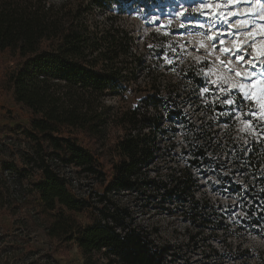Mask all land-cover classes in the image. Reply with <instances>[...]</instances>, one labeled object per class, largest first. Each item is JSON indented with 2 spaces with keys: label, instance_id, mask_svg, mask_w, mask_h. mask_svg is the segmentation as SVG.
Segmentation results:
<instances>
[{
  "label": "trees",
  "instance_id": "1",
  "mask_svg": "<svg viewBox=\"0 0 264 264\" xmlns=\"http://www.w3.org/2000/svg\"><path fill=\"white\" fill-rule=\"evenodd\" d=\"M112 2L0 0V51L17 58L7 82L14 102L30 114L26 126H5L19 138L0 142V210L25 212L21 219L47 237L75 244L83 264H167L171 246L155 241L132 207L143 199L189 202L193 171L212 162L218 144L211 125L194 128L181 148L185 163L169 159L164 177L151 175L165 151L157 131L165 130L161 109L172 94L151 79L132 107L110 119L106 98L135 93L129 83L140 76L126 59L134 50L132 32L114 21L101 29L93 17L94 8ZM131 62L142 66L138 54ZM109 119L122 136L107 138ZM72 173L101 190L76 196ZM125 194L132 199L122 200ZM83 210L87 223L76 216ZM252 210L255 223L262 210Z\"/></svg>",
  "mask_w": 264,
  "mask_h": 264
},
{
  "label": "rangeland",
  "instance_id": "2",
  "mask_svg": "<svg viewBox=\"0 0 264 264\" xmlns=\"http://www.w3.org/2000/svg\"><path fill=\"white\" fill-rule=\"evenodd\" d=\"M203 2L205 7L201 11L205 15L193 12L184 17L178 14L182 9L176 6L182 4L191 12L193 8L201 7L200 0H113L105 10L93 9V17L101 29L114 21L132 32L134 50L126 59L131 64L129 68L132 66L140 73L136 83H129V90H136L135 93L127 92L124 98L107 97L105 101L113 106L110 119L115 122L116 112L132 107L151 79L165 91L164 94H172L165 97L161 109L166 118L165 130L157 131V138L165 151L150 172L161 178L166 174L167 160L177 158L174 160L179 165L185 163L186 155L181 148L192 129L208 130L211 125L214 130L211 131L212 138L218 144L215 157L211 163L194 169L193 199L184 204L176 200L146 203L143 199L132 207L134 220L146 227L155 241L171 246V261L167 264H264V146L252 143L253 139L264 142V132L255 128L248 134L240 131L248 126L243 113L239 120L235 116L231 120L221 117L219 113L225 111L226 106L218 98L216 86L205 85L201 75V70L209 69L212 70L209 80L216 79L217 75H228L220 60H231V66L242 73L247 70L245 64L223 53L221 47L232 50L234 41H249L252 38L250 33L259 35L264 25L257 24L229 36L227 24L220 23L207 34L205 32L211 16L220 15L235 26L241 19L230 13L258 12L264 0H252L250 6L239 4V0ZM208 4L212 7H207ZM258 19H264V12ZM197 22H202L204 27L192 26ZM182 24L188 26L182 27ZM216 32L225 35L210 40L209 35ZM255 42L259 46L264 44V39L258 38ZM248 51H252L251 47ZM135 54L141 59L140 67L131 62ZM248 59V56L244 57L245 61ZM168 60L172 63L169 64ZM16 61L8 50L0 51L1 143L12 138L5 126H26L30 119L28 110L14 102L7 82ZM231 78L236 82L234 73ZM202 86H209V92L201 95L199 88ZM248 107L259 108V105ZM106 132L108 139L124 134L123 129L111 120ZM171 143L175 147L168 145ZM105 166L107 168V164ZM71 175L76 178L78 196L101 190L90 179ZM126 199H132V196L125 194L122 200ZM254 208L262 210L255 223L248 212ZM24 215L25 212L10 215L8 211L0 210V264H83V257L75 244H61L47 237L41 226L33 225L29 218L22 220ZM88 215L86 210L76 214L83 223L89 222Z\"/></svg>",
  "mask_w": 264,
  "mask_h": 264
},
{
  "label": "snow or ice",
  "instance_id": "3",
  "mask_svg": "<svg viewBox=\"0 0 264 264\" xmlns=\"http://www.w3.org/2000/svg\"><path fill=\"white\" fill-rule=\"evenodd\" d=\"M252 0H239V4L251 5ZM201 7L193 8L191 12L188 11L182 4H178L176 7L182 9L178 14L181 17L185 15H192L193 12L205 15L201 11L205 4L203 0H200ZM207 7L211 8L212 5L208 4ZM219 7V5H217ZM264 12V5L261 6V10L258 12H232L230 15L239 17L241 22L233 26L228 22L227 19L222 18L220 15H213L209 19V28L206 29L205 34L211 30V28L218 26L220 23L227 24V34L229 36L236 35L242 30H247L249 28H254L257 24L264 25V19H258ZM173 16L177 13H172ZM155 19V18H154ZM182 27L188 26L182 24ZM195 27H204L202 22H197ZM234 29V31H233ZM224 32H216L213 35H209L210 40H217L219 37L224 36ZM251 39L244 43H239L234 41L235 47L232 50L221 47V51L230 57H235L238 63H243L246 65V71L243 73L238 69L231 66V60L225 62L220 60L222 67H225L228 75H217L214 80H209L208 77L212 75V70L208 71L201 70V75L203 76V83L205 85H215L217 89L218 98L221 100L222 104L226 106V110L219 113L221 117H227L231 120L233 116L240 119L241 113H243L247 127L242 128L240 131L248 134L252 128L259 129L264 132V44L259 46L256 45V39H264V28L261 29L259 35L256 33H250ZM223 44V40H220ZM152 48V45H149ZM216 44H213V48ZM251 47L252 51L249 52L248 48ZM248 56L247 61L244 57ZM167 59V57H165ZM219 59V58H217ZM171 64L172 60H168ZM234 73L237 80L232 81L231 74ZM201 95L209 92V86H202L199 88ZM259 105L257 107H248L249 105ZM248 110L245 112L244 109ZM253 144L258 146H264V142L257 141L253 139ZM243 153H241L242 155Z\"/></svg>",
  "mask_w": 264,
  "mask_h": 264
},
{
  "label": "built area",
  "instance_id": "4",
  "mask_svg": "<svg viewBox=\"0 0 264 264\" xmlns=\"http://www.w3.org/2000/svg\"><path fill=\"white\" fill-rule=\"evenodd\" d=\"M77 182H76V180L75 179H71V190H72V192L76 195V196H78V189H77V184H76Z\"/></svg>",
  "mask_w": 264,
  "mask_h": 264
}]
</instances>
